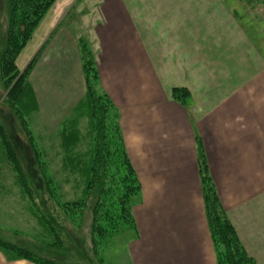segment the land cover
<instances>
[{"label": "crops", "instance_id": "0c3cea01", "mask_svg": "<svg viewBox=\"0 0 264 264\" xmlns=\"http://www.w3.org/2000/svg\"><path fill=\"white\" fill-rule=\"evenodd\" d=\"M74 2L57 0L19 56V69L33 60ZM171 9L163 16L168 24L163 27L171 26L172 30L165 32L162 41L148 47L149 43L143 45L129 34L126 51L116 39L102 51L99 66L103 87L121 112L125 144L142 186L141 202L134 208L137 233L129 245L130 263L217 264L199 175L202 145L229 220L249 256L256 264H264L263 48L233 27L228 44L187 42L185 10ZM135 17L145 18L131 15V19ZM153 20L149 25L157 31L159 25ZM135 23L131 21L130 25ZM217 32L222 34L224 30ZM63 38L54 43V48L51 43L44 49L32 78L35 91L44 84L57 107L58 84H63L58 80L66 78L68 70L63 69L67 61ZM154 49L163 57L157 69L149 64L157 61ZM206 49L211 50L209 61L202 58ZM223 50L236 53L229 55ZM77 77L76 89L81 91L80 75ZM159 79L168 86V98L158 85ZM176 86L191 91L189 108L169 96ZM75 96L71 93L70 98ZM3 186L0 183V192ZM0 264L33 263L12 261L0 252Z\"/></svg>", "mask_w": 264, "mask_h": 264}, {"label": "rangeland", "instance_id": "374dc122", "mask_svg": "<svg viewBox=\"0 0 264 264\" xmlns=\"http://www.w3.org/2000/svg\"><path fill=\"white\" fill-rule=\"evenodd\" d=\"M169 8L175 11L185 10L186 20L189 22L186 25L187 42L196 41V45L198 43L205 45L212 40L227 43L231 36L230 28L233 27L238 33L245 34L248 39L255 42L253 45L263 48L262 51H264V0H184L180 2H170L169 0H121L120 2L75 0L73 5L63 13V19L57 28L45 39L27 77L33 98L26 101L30 107L29 112L21 115L25 120L26 129H23L19 119L7 105V94L10 89L5 91L0 81V120L6 124L8 137L21 159L23 170L26 173L30 170L31 173L27 174L29 177L27 176L25 189H23L22 184L19 185L17 182L14 165L8 160L0 139V171H2L0 172L2 175L0 183L4 185L0 192V239L27 248L37 256L52 259L57 264H131L129 245L131 240L136 237V231L131 226V221H119L116 232H111L112 236L103 240L98 247V255L93 250L91 243L93 208L97 201L93 190L98 189V185L94 184L97 175L93 164L95 133L91 126V120L86 115L88 111L86 104H82L86 99L88 88L85 64L93 61L94 66L90 67L91 70H94L88 72L92 79L91 82L99 93L109 97L119 113L124 145L130 158L121 127V112L103 87L99 68L102 51L108 50L116 39L120 40L121 50L124 47L126 51L129 50L127 49L130 43L129 34L138 38L143 45L149 43L148 47H151L159 39L162 41L165 32L172 30L170 25V28L163 27V25L168 26L163 16H166V10ZM118 9H120V17L117 16ZM114 13L116 16H113ZM131 15H143L145 18L131 19ZM148 15H153V21L159 25L160 33L159 30L153 31L152 25H149V21L153 18L151 19ZM131 21L137 23L131 26ZM6 27V0H0V37L6 31ZM112 28L116 33H113ZM37 30L29 43L33 41ZM217 30H224V33H218ZM132 31L134 33H131ZM62 38L64 39L62 51H65L67 55L63 69L67 68L68 70L67 77L58 80L63 84H58L59 92H57L60 96L57 107L56 100L44 84L40 90L36 88L35 91L32 78L44 49L48 48L51 43L54 48V43ZM101 38L105 40L106 48H104L105 45L102 44ZM159 52L154 49L157 61H149L150 65L154 64L155 69L163 60ZM204 52L207 54L202 52V58L209 61L208 53L211 50L206 49ZM223 53L232 55L236 52L223 50ZM29 64L24 69H19L17 66L19 72H24ZM79 75L81 91H78L79 88L76 89L75 83ZM122 75L125 81L128 74L124 72ZM51 81L48 82L49 87ZM10 84L12 87L14 82ZM158 85L167 97L168 86L165 80L159 79ZM174 89H184L189 92V100L186 105H183L189 108L190 99H192L191 91L187 87L180 86L171 89L169 96L176 103L179 102L173 94ZM65 90L68 92L67 96ZM71 93H74V96L77 95L75 99L74 97L70 98ZM71 134L73 135L71 136ZM66 136H71L77 143L70 151L63 146ZM28 138H32L31 143ZM34 148L41 155V162L38 164L35 160ZM112 150L115 151L114 147ZM108 162L109 172L106 176V186L112 189L113 186H116L117 192L114 197L118 198V196H122L124 190L118 184L120 176L115 162L113 163L111 159H108ZM135 172L137 174L136 169ZM137 177L139 179L138 174ZM132 183H134L133 180L129 181L128 178H125V190L127 185L128 187L135 186ZM134 193L135 190H133V195L128 203V207L132 203L133 215L135 206L142 199V186L140 195ZM105 200L103 199L102 202L107 205ZM108 200L113 202V198H108ZM49 230L53 231L52 235ZM55 240L58 243L57 247H51L50 245H54ZM7 259L9 258L7 257ZM19 260L36 264L27 259L12 261Z\"/></svg>", "mask_w": 264, "mask_h": 264}, {"label": "trees", "instance_id": "16d2710c", "mask_svg": "<svg viewBox=\"0 0 264 264\" xmlns=\"http://www.w3.org/2000/svg\"><path fill=\"white\" fill-rule=\"evenodd\" d=\"M57 0H6L7 29L0 37V81L7 94V105L13 111L15 117L19 119L23 129L26 124L23 116L30 110L26 103L32 100V92L27 77L35 64L36 57L29 64L28 68L20 73L16 66V59L31 40L47 13L51 10ZM93 61L85 64V75L87 79V95L82 102L86 104L87 112L91 120V126L95 133L94 166L96 179L94 184L98 189L93 190L97 201L93 208V221L91 225V243L93 250L99 253V246L103 240L110 238L111 232H116L119 221H131V226L137 233L135 218L132 210V203H128L135 190V195L141 193V183L137 177L133 164L127 155L123 135L120 128V116L109 97L99 93L91 82L88 72H92ZM97 73V72H96ZM11 82H14L11 87ZM173 94L177 101L186 105L189 100V92L184 89H174ZM34 100V99H33ZM81 104V105H82ZM6 124L0 120V139L6 156L17 173V182L25 189L27 174L21 165V159L10 139L6 129ZM25 131V130H24ZM26 133V132H25ZM27 135V134H26ZM73 134H71L72 136ZM31 136V135H30ZM70 137L64 139L63 146L70 151L75 146L74 140ZM31 143L32 138H28ZM114 147L115 151L112 150ZM199 175L202 183L203 200L209 224L211 239L217 256V264H256L255 260L249 256L245 250L238 233L229 220L222 203L220 201L216 186L210 176L208 161L202 145L199 149ZM36 163L41 162L38 151L34 148ZM110 157H109V156ZM111 159L117 166L120 176L119 186L123 188L122 196H116V186L108 188L106 186V176L109 172V162ZM45 175V174H44ZM29 177V176H28ZM125 178L133 180L135 186H126ZM106 198V200H105ZM113 198V202H109ZM107 203L104 204L102 200ZM117 199V201H116ZM85 201V200H84ZM86 204V202H85ZM53 234L52 230H49ZM50 235V236H51ZM54 236L55 233H54ZM57 241L51 247H57ZM57 249V248H56ZM0 251L9 259H27L36 264H57L56 261L44 257H39L27 248L15 245L0 239Z\"/></svg>", "mask_w": 264, "mask_h": 264}]
</instances>
